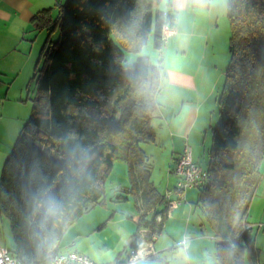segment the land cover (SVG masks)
Listing matches in <instances>:
<instances>
[{"label": "trees", "instance_id": "obj_1", "mask_svg": "<svg viewBox=\"0 0 264 264\" xmlns=\"http://www.w3.org/2000/svg\"><path fill=\"white\" fill-rule=\"evenodd\" d=\"M164 1L66 0L34 16L38 30L54 23L61 36L41 52L31 117L0 182V213L10 220L11 252L23 264H52L70 226L104 201L118 161L129 165L130 178L120 191L136 198L139 229L147 231L132 236L130 250L162 232L156 217L165 196L142 147L157 139L161 73L148 56L127 64L150 35L163 48L164 28L176 20L159 8ZM228 18L230 62L209 151L210 181L199 189L197 206L217 238L218 264H260L245 227L264 165V0H229ZM53 151L61 162L49 156Z\"/></svg>", "mask_w": 264, "mask_h": 264}, {"label": "crops", "instance_id": "obj_2", "mask_svg": "<svg viewBox=\"0 0 264 264\" xmlns=\"http://www.w3.org/2000/svg\"><path fill=\"white\" fill-rule=\"evenodd\" d=\"M58 1L0 0V182L16 142L24 134L37 95L34 83L41 64L37 39L40 31L47 30H37L33 18L57 6ZM228 3L229 0L162 3L163 10L176 17L173 26L168 25L173 33L162 48L175 69L170 73L175 86H166L161 77L154 117L157 139L142 147L154 165L163 162L166 191L177 184L173 169L187 146L196 163L209 162L213 131L219 121V97L230 59ZM157 51L158 65L161 50ZM154 172L152 180L158 185ZM109 179L114 181L112 188L128 187V166L117 162ZM198 197L196 189L187 191L186 200L165 218L162 232L153 243L154 254L136 264H218L217 238L198 209ZM125 213L117 207L112 209L106 197L70 226L60 252L77 251L98 264H127L132 236L138 231L144 235L146 229H139V206L137 214ZM247 227L253 231L259 263L264 264V165Z\"/></svg>", "mask_w": 264, "mask_h": 264}, {"label": "built area", "instance_id": "obj_3", "mask_svg": "<svg viewBox=\"0 0 264 264\" xmlns=\"http://www.w3.org/2000/svg\"><path fill=\"white\" fill-rule=\"evenodd\" d=\"M173 33L169 26L163 31V42ZM2 103L0 100V110ZM173 173L178 177L174 188L168 190L165 194V210L156 217V221L161 224L165 218L179 207L186 200V193L190 189H201L210 181L208 169L196 163L193 159L192 149L187 146L184 153L179 157L175 164ZM248 227L246 226L245 229ZM147 232V231H146ZM159 237L154 234L149 242H143L137 249H131L127 256V264H136L140 259L154 254L153 243ZM0 264H23L15 257L12 252L4 246L0 239ZM52 264H98L89 256L77 251L60 252L53 260Z\"/></svg>", "mask_w": 264, "mask_h": 264}, {"label": "rangeland", "instance_id": "obj_4", "mask_svg": "<svg viewBox=\"0 0 264 264\" xmlns=\"http://www.w3.org/2000/svg\"><path fill=\"white\" fill-rule=\"evenodd\" d=\"M65 2H66V0H63L62 3L65 4ZM52 6L54 7L55 4ZM159 8L163 9L164 6L161 4L159 6ZM58 14L59 13L57 11H55V14H54L55 19H57ZM228 23H229V30L231 33V27H230L229 19H228ZM40 32H41L39 34L40 38L37 39V44L38 43L40 44V47H39L40 52H42L46 42L49 39H51V42L56 43L59 41L60 36H61V31H60L59 27H55L54 23L49 27V29H47V31H40ZM230 38H231V35H230ZM41 42H42V44H41ZM157 50L158 49H156L154 46V37H153V35H150L148 44L144 47L141 54H129L128 55V64L127 65L132 66L134 64V62L136 61L138 56H148L150 58L152 64L157 65V55H158ZM39 57L41 58V53H40ZM229 62H230V59H229ZM43 64H44V61H41L40 68L43 66ZM34 86H35V90L37 91L36 81L34 83ZM34 86L33 85L31 86V91L34 90L33 89ZM49 156L58 162H61L63 160V157L58 153V151L50 152ZM118 162L125 163L123 161H118ZM151 164H152L153 170H155V172H154L155 176H156L155 180L158 184V185H156V187L161 192V194L164 195V193L166 191V187H167V181L165 178L163 162L158 163L157 165H154L152 162H151ZM126 165L129 168V165L128 164H126ZM202 165L208 166L206 163H203ZM113 184H114V181L110 180V179H108V181L106 182V195H105L104 200L107 197L109 204L111 205L112 209H114L115 207H117L118 209H121V210L123 209L126 212L125 214H127V216H128V212H130V214L131 213L137 214L138 213V204L136 202V198L134 196H129L126 193L120 191L121 187H127V186H120L117 189H115V188H112ZM196 193L199 194L200 190L196 189ZM121 195L126 197L127 199L121 198L120 197ZM121 212H123V211H121ZM139 212H140V210H139ZM0 239H1L2 243L4 244V246H6L10 251L14 248V239H13V235H12L10 220L6 216L2 215L1 213H0ZM154 261H157V260L155 259Z\"/></svg>", "mask_w": 264, "mask_h": 264}, {"label": "clouds", "instance_id": "obj_5", "mask_svg": "<svg viewBox=\"0 0 264 264\" xmlns=\"http://www.w3.org/2000/svg\"><path fill=\"white\" fill-rule=\"evenodd\" d=\"M164 49H161L160 54V61L157 65L158 70L161 73L162 79H164L166 86L168 87H174V81L172 80L170 73H172L175 69L174 67L170 66L167 59L163 55Z\"/></svg>", "mask_w": 264, "mask_h": 264}]
</instances>
